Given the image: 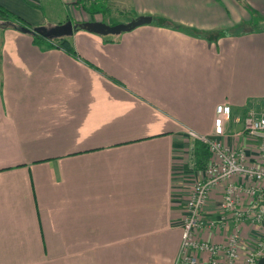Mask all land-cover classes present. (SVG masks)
Here are the masks:
<instances>
[{"label":"crops","instance_id":"crops-1","mask_svg":"<svg viewBox=\"0 0 264 264\" xmlns=\"http://www.w3.org/2000/svg\"><path fill=\"white\" fill-rule=\"evenodd\" d=\"M77 1L0 5L39 27L62 25L47 18L53 7L73 25L102 21ZM105 1L151 21L110 36L76 28L67 38L76 56L0 15V264H176L201 176L188 131L256 149L236 134L264 111V21L229 32L226 15L231 7L240 21L249 7L264 18V0ZM219 193L206 218L218 215Z\"/></svg>","mask_w":264,"mask_h":264},{"label":"built area","instance_id":"built-area-1","mask_svg":"<svg viewBox=\"0 0 264 264\" xmlns=\"http://www.w3.org/2000/svg\"><path fill=\"white\" fill-rule=\"evenodd\" d=\"M217 113L229 114L230 108L220 106ZM188 134L208 146L211 158L186 200L176 264H257L264 256V111L248 113L236 134L256 139L255 150ZM218 189V215L206 218L204 206ZM201 231L223 233L225 240H202Z\"/></svg>","mask_w":264,"mask_h":264},{"label":"trees","instance_id":"trees-1","mask_svg":"<svg viewBox=\"0 0 264 264\" xmlns=\"http://www.w3.org/2000/svg\"><path fill=\"white\" fill-rule=\"evenodd\" d=\"M75 4H82V8L88 14L101 13L102 15L105 16L111 14L112 11L111 5L107 4L105 0H79ZM0 15L15 21L16 27H18L19 29L31 33L33 35V41L36 44H43L48 42L47 44L48 47L63 48L69 54L76 56L74 48L67 39L68 35L44 34L47 33L53 27H56L61 23L54 26L53 25L42 26V27L33 26L25 22L23 19L17 17L14 13H12L11 11H9L8 9H6L1 5H0ZM222 34H226V32L224 33V31H221L219 35ZM210 158H211V153L208 149V146L199 140H194L193 148H192L193 169L197 171H202L203 169L206 168Z\"/></svg>","mask_w":264,"mask_h":264},{"label":"rangeland","instance_id":"rangeland-1","mask_svg":"<svg viewBox=\"0 0 264 264\" xmlns=\"http://www.w3.org/2000/svg\"><path fill=\"white\" fill-rule=\"evenodd\" d=\"M238 2L240 3V5L242 6L243 4L240 2V0H238ZM227 4V3H226ZM112 6V5H111ZM224 8H227L228 6L226 5H223ZM263 7H264V4H263ZM112 8V11H111V14H114L115 16H107V15H101V16H95L94 18L97 19H101L102 22L106 23V24H114L112 22H115L116 19L117 20H120V21H129L131 18H133V14L131 15H122L121 17L119 16V13L117 11L114 10L113 6L111 7ZM242 11V12H241ZM239 13H241L243 15V18L241 17V20L240 21H237L236 20V15L234 14V11L231 7H229V12H227V15H226V20H231L232 23H231V27L232 29H228L229 32H243L245 30H255V29H259L263 26V23L262 21H264V18H262L261 16H259V14L253 10H251L249 7L247 8H242ZM47 13H52L51 15H48L47 18L49 19H56V20H61L62 24L65 23L66 21L64 20V17L62 15V11H61V8L59 7H53V10H50V11H45ZM101 14V13H100ZM89 16H87V19H88ZM90 18V17H89ZM119 18V19H118ZM137 18V17H136ZM93 20V19H92ZM236 20V21H235ZM235 21V22H234ZM48 22V21H47ZM154 22L155 23H168L170 24V20L169 19H166V18H154ZM234 22V23H233ZM221 31H217L215 33H210L209 34V39L211 41H216L215 39L217 37H219L218 35L220 34ZM227 33V31L224 30V33ZM223 33V32H222ZM111 34H109L108 36H110ZM222 35H225V34H222ZM44 48H53V47H48L47 45H44L43 46Z\"/></svg>","mask_w":264,"mask_h":264},{"label":"water","instance_id":"water-1","mask_svg":"<svg viewBox=\"0 0 264 264\" xmlns=\"http://www.w3.org/2000/svg\"><path fill=\"white\" fill-rule=\"evenodd\" d=\"M151 17L149 16H139L127 23H117V24H106L102 21H85L83 23L73 25L71 21H67L62 25H58L50 29L45 35H70L76 28H82L86 31L101 34V35H117L125 31H129L139 25L149 23ZM257 264H264V256L259 259Z\"/></svg>","mask_w":264,"mask_h":264}]
</instances>
